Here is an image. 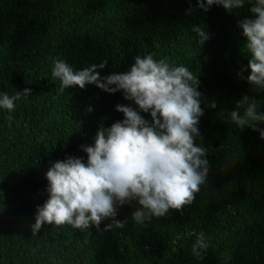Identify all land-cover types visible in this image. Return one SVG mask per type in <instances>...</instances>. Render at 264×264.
I'll list each match as a JSON object with an SVG mask.
<instances>
[{
  "label": "trees",
  "instance_id": "16d2710c",
  "mask_svg": "<svg viewBox=\"0 0 264 264\" xmlns=\"http://www.w3.org/2000/svg\"><path fill=\"white\" fill-rule=\"evenodd\" d=\"M190 3L195 9L196 0H0V91L31 89L11 121L0 110V264H264V139L226 122L243 95L255 97L264 111V92L238 76L249 57L237 24L251 16L250 5L233 13L214 5L188 15ZM192 25L210 34L203 46L195 47ZM148 53L188 66L202 97L216 101L215 109L201 105L196 141L208 149L206 184L191 205L143 227L131 219L133 202L118 211L116 219L127 218L123 229L104 231L111 222L105 220L86 235L45 224L33 236L30 225L48 198L44 173L51 163L86 160L80 145L123 119L117 104H131L121 92L93 84L69 87L58 97L53 58L77 69L106 60L98 69L104 77L127 71L137 55ZM222 144L238 149L227 169ZM201 231L212 247L197 260L190 248Z\"/></svg>",
  "mask_w": 264,
  "mask_h": 264
},
{
  "label": "clouds",
  "instance_id": "9594fccd",
  "mask_svg": "<svg viewBox=\"0 0 264 264\" xmlns=\"http://www.w3.org/2000/svg\"><path fill=\"white\" fill-rule=\"evenodd\" d=\"M250 5V17L238 21L237 27L245 38L248 54L247 66L238 76L253 90L264 92V0H196L195 9L207 13L212 6L226 12L238 11ZM190 32L195 47L210 39L203 25H192ZM107 61L91 64L81 69L70 65L66 59L53 58L51 76L59 81L56 95L62 96L69 87L84 89L93 84L104 92H121L129 105L117 104L115 110L123 119L109 127L101 126L90 145H80L87 154L68 156L57 160L44 173L48 198L37 205L34 223L30 225L37 236L43 225H70L90 235L89 229L100 231L123 229L125 220L116 219L119 209L135 202L131 213L134 225L146 226L153 218L164 217L170 210H182L191 205L195 194L207 182L210 171L208 149L203 143L198 125L204 108L215 109V100L207 101L198 90L199 80L188 66L174 65L168 58L154 59L153 54L137 55L134 63L123 73L101 77L98 69ZM247 73V75H244ZM31 89L9 93L0 91V110H7L9 121L17 102L27 99ZM255 97L243 95L235 108L227 114V123L237 129L250 128L264 139V111ZM92 107H88L90 113ZM141 113L147 114L148 119ZM228 155L225 169L235 163L238 149L232 144H222ZM87 243V240L85 241ZM211 240L204 231L196 234L191 254L202 259Z\"/></svg>",
  "mask_w": 264,
  "mask_h": 264
}]
</instances>
